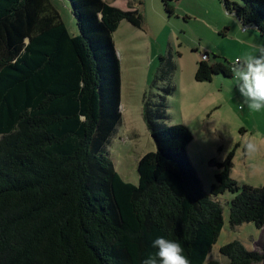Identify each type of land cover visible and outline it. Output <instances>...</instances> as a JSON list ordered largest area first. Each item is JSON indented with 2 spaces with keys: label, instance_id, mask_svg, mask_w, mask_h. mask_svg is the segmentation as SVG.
Masks as SVG:
<instances>
[{
  "label": "trees",
  "instance_id": "16d2710c",
  "mask_svg": "<svg viewBox=\"0 0 264 264\" xmlns=\"http://www.w3.org/2000/svg\"><path fill=\"white\" fill-rule=\"evenodd\" d=\"M160 1L172 15L176 0ZM221 1L264 36V0ZM69 2L76 34L51 0H0V264H141L159 236L180 243L190 264H203L222 227L216 197L225 191L234 193L229 226L261 228L264 183L237 186L233 149L208 193L185 153L191 131L152 121L166 118L168 83L153 113L143 99L156 149L138 159V183L114 170L106 146L121 112L112 33L121 20L140 27L141 15L104 0ZM203 54L196 81L232 76V63ZM158 58L156 80L165 81L175 65L169 54ZM219 250L227 264L263 258L237 240Z\"/></svg>",
  "mask_w": 264,
  "mask_h": 264
},
{
  "label": "rangeland",
  "instance_id": "374dc122",
  "mask_svg": "<svg viewBox=\"0 0 264 264\" xmlns=\"http://www.w3.org/2000/svg\"><path fill=\"white\" fill-rule=\"evenodd\" d=\"M126 10L137 9L141 26L121 20L112 33L120 65L119 123L106 146L114 170L132 184L138 183L137 162L156 147L143 118V99L153 113L163 87H174L165 95V119L152 117L158 125H184L192 133L185 148L203 190L210 192L215 175L233 149L230 177L241 188L264 183V110L255 112L243 103L231 77L213 75L211 81H196L194 73L201 54L208 60L237 57L264 45V36L252 25L245 32L234 12L225 10L221 0H176L174 13L167 15L160 0H104ZM242 2L241 0H231ZM70 33H78L69 0H51ZM245 26V25H244ZM171 56L175 65L165 81L156 80L158 55ZM216 55V57L214 56ZM2 135H0V140ZM257 145L249 151L245 145ZM234 193L225 191L216 200L222 207V227L203 264H227L219 248L233 240L263 258L250 264H264V223L228 224L229 203Z\"/></svg>",
  "mask_w": 264,
  "mask_h": 264
},
{
  "label": "clouds",
  "instance_id": "9594fccd",
  "mask_svg": "<svg viewBox=\"0 0 264 264\" xmlns=\"http://www.w3.org/2000/svg\"><path fill=\"white\" fill-rule=\"evenodd\" d=\"M230 71L243 103L252 111L264 110V45H258L254 52L237 57ZM245 147L249 151L257 150V145L252 142ZM152 247L157 251L143 259L141 264H190L177 241L159 236L153 240Z\"/></svg>",
  "mask_w": 264,
  "mask_h": 264
},
{
  "label": "crops",
  "instance_id": "0c3cea01",
  "mask_svg": "<svg viewBox=\"0 0 264 264\" xmlns=\"http://www.w3.org/2000/svg\"><path fill=\"white\" fill-rule=\"evenodd\" d=\"M252 25H245V26H241V31L245 32L247 30L248 27H251ZM255 27V26H254ZM242 56V55H241Z\"/></svg>",
  "mask_w": 264,
  "mask_h": 264
},
{
  "label": "built area",
  "instance_id": "2783aa9c",
  "mask_svg": "<svg viewBox=\"0 0 264 264\" xmlns=\"http://www.w3.org/2000/svg\"><path fill=\"white\" fill-rule=\"evenodd\" d=\"M205 57H206V55L202 53V54H201V58L204 59ZM234 61H235V60H234Z\"/></svg>",
  "mask_w": 264,
  "mask_h": 264
},
{
  "label": "water",
  "instance_id": "95a60500",
  "mask_svg": "<svg viewBox=\"0 0 264 264\" xmlns=\"http://www.w3.org/2000/svg\"><path fill=\"white\" fill-rule=\"evenodd\" d=\"M254 26V25H253Z\"/></svg>",
  "mask_w": 264,
  "mask_h": 264
}]
</instances>
